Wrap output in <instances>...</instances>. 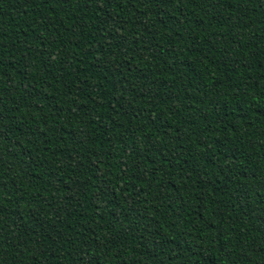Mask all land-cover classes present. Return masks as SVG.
Instances as JSON below:
<instances>
[{
    "label": "trees",
    "instance_id": "1",
    "mask_svg": "<svg viewBox=\"0 0 264 264\" xmlns=\"http://www.w3.org/2000/svg\"><path fill=\"white\" fill-rule=\"evenodd\" d=\"M0 264H264V0H0Z\"/></svg>",
    "mask_w": 264,
    "mask_h": 264
}]
</instances>
